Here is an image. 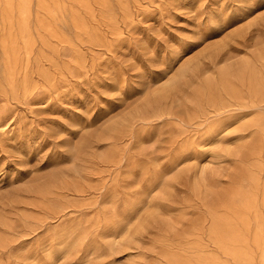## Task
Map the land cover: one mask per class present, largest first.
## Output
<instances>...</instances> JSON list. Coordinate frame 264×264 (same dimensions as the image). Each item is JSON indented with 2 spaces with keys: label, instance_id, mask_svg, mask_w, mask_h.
Returning a JSON list of instances; mask_svg holds the SVG:
<instances>
[{
  "label": "rangeland",
  "instance_id": "1",
  "mask_svg": "<svg viewBox=\"0 0 264 264\" xmlns=\"http://www.w3.org/2000/svg\"><path fill=\"white\" fill-rule=\"evenodd\" d=\"M0 264H264V0H0Z\"/></svg>",
  "mask_w": 264,
  "mask_h": 264
}]
</instances>
